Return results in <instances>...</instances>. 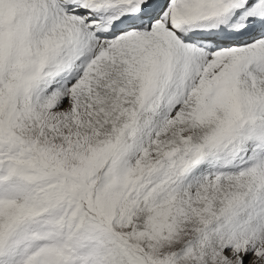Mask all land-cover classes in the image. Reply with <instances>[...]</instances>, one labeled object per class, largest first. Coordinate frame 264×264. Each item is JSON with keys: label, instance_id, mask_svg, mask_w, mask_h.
I'll list each match as a JSON object with an SVG mask.
<instances>
[{"label": "snow or ice", "instance_id": "obj_1", "mask_svg": "<svg viewBox=\"0 0 264 264\" xmlns=\"http://www.w3.org/2000/svg\"><path fill=\"white\" fill-rule=\"evenodd\" d=\"M0 264H264V0H0Z\"/></svg>", "mask_w": 264, "mask_h": 264}]
</instances>
